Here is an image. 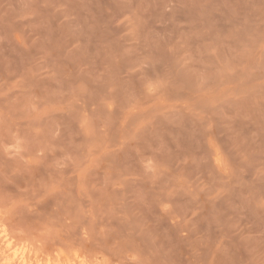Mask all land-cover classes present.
Listing matches in <instances>:
<instances>
[{
  "label": "rangeland",
  "instance_id": "374dc122",
  "mask_svg": "<svg viewBox=\"0 0 264 264\" xmlns=\"http://www.w3.org/2000/svg\"><path fill=\"white\" fill-rule=\"evenodd\" d=\"M0 222L39 264H264V0H0Z\"/></svg>",
  "mask_w": 264,
  "mask_h": 264
},
{
  "label": "bare ground",
  "instance_id": "6f19581e",
  "mask_svg": "<svg viewBox=\"0 0 264 264\" xmlns=\"http://www.w3.org/2000/svg\"><path fill=\"white\" fill-rule=\"evenodd\" d=\"M45 259V261H51L50 257ZM39 260L41 261V259L32 258L31 247L27 244L19 248L14 247L12 237L0 222V264H39Z\"/></svg>",
  "mask_w": 264,
  "mask_h": 264
}]
</instances>
